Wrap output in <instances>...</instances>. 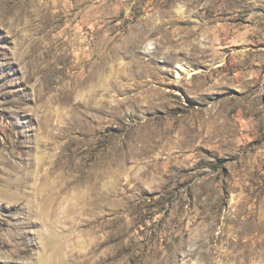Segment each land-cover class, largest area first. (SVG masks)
I'll return each mask as SVG.
<instances>
[{
  "label": "rangeland",
  "instance_id": "rangeland-1",
  "mask_svg": "<svg viewBox=\"0 0 264 264\" xmlns=\"http://www.w3.org/2000/svg\"><path fill=\"white\" fill-rule=\"evenodd\" d=\"M56 248L264 264V0H0V264Z\"/></svg>",
  "mask_w": 264,
  "mask_h": 264
},
{
  "label": "bare ground",
  "instance_id": "bare-ground-1",
  "mask_svg": "<svg viewBox=\"0 0 264 264\" xmlns=\"http://www.w3.org/2000/svg\"><path fill=\"white\" fill-rule=\"evenodd\" d=\"M46 183V182H45ZM48 183V182H47ZM54 183V182H53ZM52 184V183H51ZM47 187V186H46ZM54 187V186H53ZM45 188V187H44ZM45 190V189H44ZM41 191V190H40ZM58 198H59V193L58 192H55L54 193V191L52 190V189H50L49 190V192L48 193H44V195H43V199H42V202H41V210H42V212L44 213V215H46V213H53L52 212V210L51 209H53L54 210V205L56 204V202H57V200H58ZM40 201V200H39ZM46 216H49V214L48 215H46ZM49 224V223H48ZM55 235V234H54ZM56 237H57V235H56ZM53 238H55V237H53ZM52 241H55V240H52ZM55 245V244H54ZM56 247H58V246H56ZM52 248V247H51ZM54 250H56V251H52V254H51V256H52V258L54 257V260H52L53 262H54V264H58V262H59V260H61L60 258L61 257H59V248H56V249H54ZM51 258V259H52ZM58 258H59V260H58Z\"/></svg>",
  "mask_w": 264,
  "mask_h": 264
}]
</instances>
